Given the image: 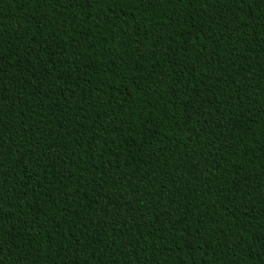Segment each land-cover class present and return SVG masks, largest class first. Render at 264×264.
I'll return each instance as SVG.
<instances>
[{"label":"trees","instance_id":"trees-1","mask_svg":"<svg viewBox=\"0 0 264 264\" xmlns=\"http://www.w3.org/2000/svg\"><path fill=\"white\" fill-rule=\"evenodd\" d=\"M0 264H264V0H0Z\"/></svg>","mask_w":264,"mask_h":264}]
</instances>
